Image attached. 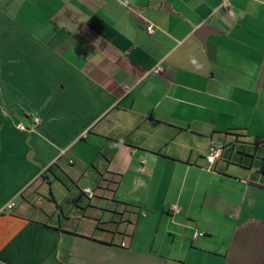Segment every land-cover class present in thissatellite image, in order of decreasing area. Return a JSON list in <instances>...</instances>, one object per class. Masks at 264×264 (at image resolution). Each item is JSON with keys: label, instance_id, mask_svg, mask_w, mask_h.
I'll return each instance as SVG.
<instances>
[{"label": "crops", "instance_id": "1", "mask_svg": "<svg viewBox=\"0 0 264 264\" xmlns=\"http://www.w3.org/2000/svg\"><path fill=\"white\" fill-rule=\"evenodd\" d=\"M0 264H264V0H0Z\"/></svg>", "mask_w": 264, "mask_h": 264}, {"label": "built area", "instance_id": "2", "mask_svg": "<svg viewBox=\"0 0 264 264\" xmlns=\"http://www.w3.org/2000/svg\"><path fill=\"white\" fill-rule=\"evenodd\" d=\"M147 32L152 34L155 31V26L153 24H149L146 27ZM162 68H156L155 69V73H161ZM40 117L35 116L33 119V127H35L36 125H38L40 123ZM19 127L22 129H28V126L24 123H20ZM32 127V128H33ZM226 148V145L223 143H211L210 148H209V154L207 156V162L209 163V165L214 164L217 160V158L222 154L223 150ZM210 169V168H208ZM84 193L85 194H89L90 196H93L95 193L91 188H85L84 189ZM16 206V202H11L8 204V209L12 210L14 207ZM198 236V234H195V237Z\"/></svg>", "mask_w": 264, "mask_h": 264}]
</instances>
